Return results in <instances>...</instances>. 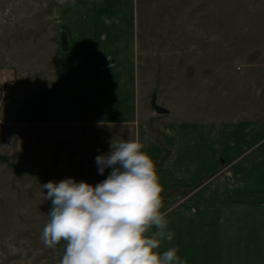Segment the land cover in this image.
<instances>
[{
	"label": "crops",
	"instance_id": "crops-1",
	"mask_svg": "<svg viewBox=\"0 0 264 264\" xmlns=\"http://www.w3.org/2000/svg\"><path fill=\"white\" fill-rule=\"evenodd\" d=\"M43 7H50L42 20L43 75L25 83L13 122L44 134L69 128L70 137L56 140L73 146L85 171L77 182L93 186L112 171L100 174L96 156L114 140L138 139L155 163L174 232L161 252L176 247L184 264H264V116L231 118L221 108L201 119L157 113L142 91L136 0H48ZM65 248V241L54 247V264Z\"/></svg>",
	"mask_w": 264,
	"mask_h": 264
},
{
	"label": "rangeland",
	"instance_id": "rangeland-1",
	"mask_svg": "<svg viewBox=\"0 0 264 264\" xmlns=\"http://www.w3.org/2000/svg\"><path fill=\"white\" fill-rule=\"evenodd\" d=\"M46 2L0 0V264H54L41 239L52 207L42 185L85 172L56 140L69 128L44 134L11 119L25 83L43 75ZM135 19L147 103L195 119L219 108L264 116V0H136Z\"/></svg>",
	"mask_w": 264,
	"mask_h": 264
},
{
	"label": "clouds",
	"instance_id": "clouds-1",
	"mask_svg": "<svg viewBox=\"0 0 264 264\" xmlns=\"http://www.w3.org/2000/svg\"><path fill=\"white\" fill-rule=\"evenodd\" d=\"M111 151L95 158L98 171H112L93 186L68 178L48 182L52 207L41 239L49 248H66L59 264H184L171 243L155 163L138 139L112 141Z\"/></svg>",
	"mask_w": 264,
	"mask_h": 264
},
{
	"label": "water",
	"instance_id": "water-1",
	"mask_svg": "<svg viewBox=\"0 0 264 264\" xmlns=\"http://www.w3.org/2000/svg\"><path fill=\"white\" fill-rule=\"evenodd\" d=\"M152 107L157 113H167L165 108L157 106L154 102H152Z\"/></svg>",
	"mask_w": 264,
	"mask_h": 264
}]
</instances>
